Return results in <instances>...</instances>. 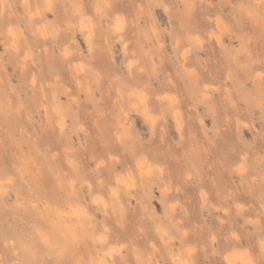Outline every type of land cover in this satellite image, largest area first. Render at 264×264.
<instances>
[{"label": "rangeland", "instance_id": "obj_1", "mask_svg": "<svg viewBox=\"0 0 264 264\" xmlns=\"http://www.w3.org/2000/svg\"><path fill=\"white\" fill-rule=\"evenodd\" d=\"M262 245L264 0H0V264Z\"/></svg>", "mask_w": 264, "mask_h": 264}, {"label": "bare ground", "instance_id": "obj_2", "mask_svg": "<svg viewBox=\"0 0 264 264\" xmlns=\"http://www.w3.org/2000/svg\"><path fill=\"white\" fill-rule=\"evenodd\" d=\"M219 27H220V26H219ZM211 33H212V32H211ZM212 34H213V33H212ZM210 35H211V34H210ZM210 35H209V36H210ZM217 40H218V39H217ZM65 50H66V49H65ZM25 52H26V51H25ZM183 52H185V51H183ZM27 53H28V52H27ZM66 53H67V52H66ZM24 54H25V53H24ZM181 54H185V53H181ZM182 56H183V55H182ZM204 88H205V87H204ZM200 91H201V90H200ZM202 91H203V89H202ZM204 91H205V90H204ZM171 102H172V101H171ZM44 109H45V108H44ZM45 112H46V111H45ZM174 114H175V113H174ZM175 115H176V114H175ZM175 119H176V118H175ZM57 124H59V123H57ZM60 124H62V123H60ZM59 127H60V126H59ZM137 162H139V161H137ZM137 164H138V163H137ZM139 165H140V164H139ZM137 167H138V166H137ZM140 167H141V166H140ZM139 169H140V168H139ZM140 170H141V169H140ZM115 192H116V191L114 190V193H115ZM237 207H238V206H237ZM237 207H236V208H237ZM239 210H240V209H239ZM235 254H237V253H235ZM237 255H238V254H237ZM239 255H240V254H239ZM239 255H238V256H239ZM232 256H233V255H232ZM232 256H228V257H227V258H228V261L231 262V263L233 262V258H232ZM235 257H237V256H235ZM238 258H239V257H238ZM234 260H236V259H234ZM178 263H179V262H178Z\"/></svg>", "mask_w": 264, "mask_h": 264}, {"label": "snow or ice", "instance_id": "obj_3", "mask_svg": "<svg viewBox=\"0 0 264 264\" xmlns=\"http://www.w3.org/2000/svg\"><path fill=\"white\" fill-rule=\"evenodd\" d=\"M262 247H264V245H262Z\"/></svg>", "mask_w": 264, "mask_h": 264}]
</instances>
